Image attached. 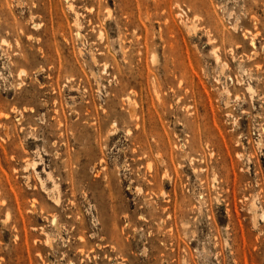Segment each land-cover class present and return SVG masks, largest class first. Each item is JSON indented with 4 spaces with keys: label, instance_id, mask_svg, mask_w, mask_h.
Masks as SVG:
<instances>
[{
    "label": "rangeland",
    "instance_id": "obj_1",
    "mask_svg": "<svg viewBox=\"0 0 264 264\" xmlns=\"http://www.w3.org/2000/svg\"><path fill=\"white\" fill-rule=\"evenodd\" d=\"M0 113V264H264V0H0Z\"/></svg>",
    "mask_w": 264,
    "mask_h": 264
},
{
    "label": "bare ground",
    "instance_id": "obj_2",
    "mask_svg": "<svg viewBox=\"0 0 264 264\" xmlns=\"http://www.w3.org/2000/svg\"><path fill=\"white\" fill-rule=\"evenodd\" d=\"M70 5H71V4H70ZM72 7H73V6H72ZM72 7L70 8L71 10H72ZM107 11H109V10H107ZM110 13H111V12H110ZM110 13H109V16L111 15ZM76 16H77V15H76ZM39 25H40V24H39ZM39 25H38V26H39ZM39 27H40V26H39ZM190 27H191V26H190ZM35 28H36V27H35ZM192 29H196V28H193V26H192ZM193 31H194V30H193ZM100 33H101V31H100ZM102 34H103V33H102ZM102 34H100L101 37H103ZM28 37H30V36H28ZM99 37H100V36H99ZM101 37H100V38H101ZM30 38H31V37H30ZM78 38H79V36H78ZM81 39H82V38H81ZM2 41H3V40H2ZM5 43H7V42H4V44H5ZM7 44H8V43H7ZM17 44H18V43H17ZM153 58H154V56H153ZM92 59H93V58H92ZM152 60H154V59H152ZM94 61H95V60H94ZM153 62H155V60H154ZM107 66H108V65H107ZM105 67H106V66H105ZM40 69H41V68H40ZM104 69H105V68H104ZM23 72H24V70H23ZM104 72H105V71H104ZM104 72H103V73H104ZM21 73H22V70H21ZM25 73H26V72H24V74H25ZM19 74H20V73H19ZM20 76H21V75H19V77H20ZM248 87H249V86H248ZM249 88H251V87H249ZM123 99H124V98H123ZM129 99H130V98H129ZM134 102H135V101H134ZM12 110H13V109H12ZM0 114H1V113H0ZM2 114H3V113H2ZM1 116H2V115H1ZM20 119H21V118H20ZM7 134H8V132H7ZM34 166H35V164H34ZM43 186H45V185H43ZM44 189L47 190V188H45V187H44ZM50 191L52 192V190H49V191H48V194L50 193ZM46 192H47V191H46ZM50 195L52 196L53 200H54L56 203L59 202V197H58L57 195H55L54 192H52ZM33 200H35V199H33ZM238 216H239V215H238ZM254 219H255V218H254ZM55 221H56V220H55ZM55 221H54V224L56 223ZM56 225H57V224H56ZM227 228H228V227H227Z\"/></svg>",
    "mask_w": 264,
    "mask_h": 264
}]
</instances>
